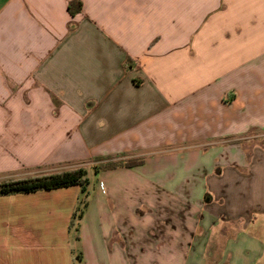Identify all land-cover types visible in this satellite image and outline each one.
Segmentation results:
<instances>
[{
    "label": "crops",
    "instance_id": "crops-1",
    "mask_svg": "<svg viewBox=\"0 0 264 264\" xmlns=\"http://www.w3.org/2000/svg\"><path fill=\"white\" fill-rule=\"evenodd\" d=\"M70 1L0 0V182L97 186L0 196V264H124L140 199L197 232L182 264H264V0Z\"/></svg>",
    "mask_w": 264,
    "mask_h": 264
},
{
    "label": "rangeland",
    "instance_id": "rangeland-1",
    "mask_svg": "<svg viewBox=\"0 0 264 264\" xmlns=\"http://www.w3.org/2000/svg\"><path fill=\"white\" fill-rule=\"evenodd\" d=\"M86 177H88L89 188L92 191L94 186H97L92 168H88ZM125 194L123 196L124 211L127 205L137 202L134 197ZM138 203L139 205H133L132 207L134 210L138 208L136 214L133 212L127 218L126 216L123 218V263L131 264L130 260L132 258L130 257L136 253L137 264H182V243H197V232L185 231L184 228L179 226L178 222H174V220L181 219L182 217L176 216V218L168 220L161 211L154 213L152 210H146V207L142 206V204L147 205L145 199L138 200ZM161 204H164L163 200L160 201ZM3 206L0 205V207ZM1 219L5 223V217H0V221ZM7 223H9L8 218H6ZM10 224L7 225L9 231ZM17 224L19 222L12 225L11 233L17 234L15 233V230L18 229ZM5 228L3 225L0 226V231L2 232ZM162 229L164 230L163 233L161 232ZM184 234H187L185 239L183 238ZM187 245L188 248L191 247L189 244ZM158 256H161V258Z\"/></svg>",
    "mask_w": 264,
    "mask_h": 264
},
{
    "label": "trees",
    "instance_id": "trees-1",
    "mask_svg": "<svg viewBox=\"0 0 264 264\" xmlns=\"http://www.w3.org/2000/svg\"><path fill=\"white\" fill-rule=\"evenodd\" d=\"M67 8L70 14L79 12L81 10V2L78 0L70 1ZM108 159L110 158L104 157L95 159L98 164L94 166V170L98 172L99 170H107L116 167H131L133 165L142 163L141 159H130L126 161H110ZM102 161L104 162L102 163ZM73 185H79L81 192H86L88 179L86 177V171L83 168H77L49 175L27 177L0 182V196L68 187ZM82 209L83 207H78L74 210V212L72 213L70 226L76 219L81 218ZM77 256L78 258H80V253H78Z\"/></svg>",
    "mask_w": 264,
    "mask_h": 264
}]
</instances>
